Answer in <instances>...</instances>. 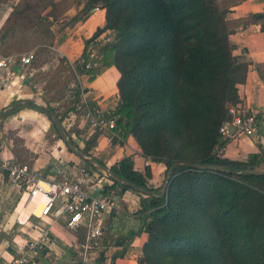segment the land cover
Instances as JSON below:
<instances>
[{
    "label": "trees",
    "instance_id": "obj_1",
    "mask_svg": "<svg viewBox=\"0 0 264 264\" xmlns=\"http://www.w3.org/2000/svg\"><path fill=\"white\" fill-rule=\"evenodd\" d=\"M25 4L14 6V17L34 12L31 27L50 31L52 14ZM97 6L106 10V23L86 40L84 57L101 34L110 30L113 36L83 70L93 79L111 65L118 68L120 136L132 135L145 157L166 166L159 187L148 185L150 167L136 170L132 156L108 168L113 183L124 181L147 195L140 210L147 233L140 263L264 264V146L246 160L216 150L227 142L220 141L219 129L239 100L248 68L233 53L228 10L219 0H85L73 19H85ZM18 25L14 21V33ZM9 32L1 26L0 52ZM76 96L70 110L82 108ZM43 99L52 101L46 94ZM24 107L52 115L31 99L14 101L5 115ZM61 137L71 147L74 139ZM95 140H84L80 152L74 141L72 152L107 168L92 151Z\"/></svg>",
    "mask_w": 264,
    "mask_h": 264
},
{
    "label": "crops",
    "instance_id": "obj_2",
    "mask_svg": "<svg viewBox=\"0 0 264 264\" xmlns=\"http://www.w3.org/2000/svg\"><path fill=\"white\" fill-rule=\"evenodd\" d=\"M18 3L19 0H0V26L5 23L13 4L16 6ZM219 4L228 10L227 20L232 29L230 42L233 53L240 62L248 65L245 80L238 84L239 99L244 100L254 110L260 111L264 108V18L260 19L256 16L264 13V0H219ZM70 13L66 12V17L55 21H59V24L61 22L63 27L58 30L59 37L52 47L56 50L60 60H66L77 74L82 75V80L89 88L87 102L113 112L120 98L117 86L120 77L118 68L111 65L93 79L88 78L83 70L86 59H96L101 46L112 39L113 32L110 30L104 32L88 45L87 55L84 57L86 40L106 23V10L99 7L85 19L77 21L73 19L77 13L69 17ZM65 19L69 23H65ZM31 76L32 72H28L20 59L15 57L14 61L0 67V158L15 157L11 143L4 140L7 119L10 118L13 122L14 119L19 122L24 121L29 111L33 109L24 107L7 115L5 113L13 107L16 100L42 98L39 96L38 83L32 81ZM75 117L80 118L78 127L84 128V133L77 134L76 140H81L83 143L84 140L92 139L93 136L85 137L86 126L80 115H75ZM94 136L96 140L92 151L106 164L107 168L100 166L95 168L90 186L94 192L99 193L105 190V187L111 188L110 186L114 184L111 192L115 206L105 213V228L101 246L88 264H96L97 261L99 264H141L139 260L143 254L147 233L142 231L144 221L140 210L142 200L147 195L127 185L124 181L113 183L108 168L124 157L132 156L136 170L145 172L146 168L150 167L151 176L147 177L148 185L159 187L164 182L166 166L162 162H155L145 157L139 143L132 135L115 138L113 142L108 141V133ZM62 140L58 141L59 155L66 152L65 148H62ZM259 144L264 146V117L260 119L254 135L229 139L222 154L231 159L246 160L250 153L260 151ZM69 153L76 166H80L84 160L87 162L76 152ZM56 157L57 160H53L51 155L49 159L44 158L42 167L48 170L66 167L63 160L59 156ZM79 160L81 162H77ZM32 166L39 169L36 162ZM97 171H101L103 175L100 176L96 173ZM74 172L76 171H65L61 177ZM25 198L26 194L19 186L6 177L0 176V264H16L15 260L25 251L26 242L37 238L43 230L49 232L52 241L48 246L39 250L29 264H83L77 248L78 243L84 238L83 232L70 230L62 220L55 222L52 216H32L30 220H27L26 216L32 212L40 215L45 203L37 202L30 210L29 205L24 212ZM19 217L24 223L17 221Z\"/></svg>",
    "mask_w": 264,
    "mask_h": 264
},
{
    "label": "built area",
    "instance_id": "obj_3",
    "mask_svg": "<svg viewBox=\"0 0 264 264\" xmlns=\"http://www.w3.org/2000/svg\"><path fill=\"white\" fill-rule=\"evenodd\" d=\"M99 7H95L94 10ZM34 58L33 52L26 53L21 56L20 62L24 66H30ZM12 61H14L12 56H4L0 53V67ZM85 65L90 68L93 65L92 60ZM83 76L85 77L84 74ZM77 78L79 83L74 86V89L71 88L70 93H74V97L79 93V107L83 108L81 118L86 126L85 137L108 133L109 142L120 138L119 115L114 111H107L102 107L89 104L87 102L89 88L82 80L81 74H77ZM262 117H264V108L256 111L244 100L239 99L228 107V118L223 121L219 129L221 138L223 141H228L231 138L254 135ZM216 150L222 154L224 146L216 147ZM0 176L6 177L25 192L23 211L38 193L46 197L41 214L36 215L32 212L27 216V220H30L32 216H52L55 222L62 220L70 230L83 232L84 238L78 243L77 248L83 264H88L92 256L100 249L105 228V213L115 206L112 192L106 193L102 190L96 193L91 188L93 174L89 168L81 166L71 175L48 178L41 175L28 162L11 157L0 158ZM41 182H46L48 188L45 189ZM17 221L24 223L20 217ZM51 241L49 232L43 230L37 238L26 242L25 251L15 260V263L29 264L39 250L48 246Z\"/></svg>",
    "mask_w": 264,
    "mask_h": 264
},
{
    "label": "rangeland",
    "instance_id": "obj_4",
    "mask_svg": "<svg viewBox=\"0 0 264 264\" xmlns=\"http://www.w3.org/2000/svg\"><path fill=\"white\" fill-rule=\"evenodd\" d=\"M26 1L35 3L31 5H35L36 11L44 10V13L52 14L53 20L55 18L51 24L52 29L50 28V31H48V27H42V25L40 27H31L32 23L30 19L34 16V12H30L29 18L14 17L13 4V8L9 11V16L5 23H3V26L10 32L2 45L0 53L4 56H12L17 59H20L26 53L33 52L35 54L33 62L30 66H26V69L28 72H32V81L38 83L39 96L43 98V95L46 94L52 101L49 103L42 98L31 100L52 110V115L48 116L45 112L33 109V111H29L27 119L24 121L19 122L17 119H14L13 122L10 118L7 119L8 123L6 124L7 128L4 140L7 143H11L15 158L32 165L36 162L39 167L38 172L41 175L51 178L55 176L61 177L65 171H78L81 166L89 168L94 175L95 168L83 158L84 161L80 163V166H76L73 161L74 159L70 157L69 152H72V148L77 150L74 141L79 146L78 152L84 147L81 140H76V135L83 134L84 128L78 127L80 118L75 117V115H80L81 117L83 109L78 107L79 109L70 110L72 106H76V102L78 101L76 99L77 96L75 95L74 97V93H70V90L71 88L74 89V86L79 83V79L74 68L66 60H60L56 50L52 47V44L59 37L58 30L63 27L61 22L59 24V21H55L64 16L66 17V12L68 11L71 12L68 16L73 17L75 12L78 13L84 6L85 0H55L56 4H48L52 0H19L16 6L24 8ZM16 20L19 25L17 32L14 33V21ZM33 20L36 21L37 19L33 17ZM66 22L69 23L67 19H65ZM51 39H53V43L50 41ZM61 136L69 140L73 138L74 141H70V147V145L68 146L62 140V148H65L66 152L59 155L57 148L58 141L62 139ZM50 155L53 160H57L55 156H57L56 158L59 156L66 167H59L54 170L42 167L44 158L49 159ZM37 159L38 161H36ZM96 173L100 174V176L103 175L101 171H97Z\"/></svg>",
    "mask_w": 264,
    "mask_h": 264
},
{
    "label": "bare ground",
    "instance_id": "obj_5",
    "mask_svg": "<svg viewBox=\"0 0 264 264\" xmlns=\"http://www.w3.org/2000/svg\"><path fill=\"white\" fill-rule=\"evenodd\" d=\"M41 184L43 185V187L45 188V189H47L48 188V184L46 183V182H41ZM43 194H41V193H38L33 199H34V201H33V199L29 202V204H28V206H29V210L30 209H32L36 204H37V202H40V204H43V203H45L46 202V197L44 196ZM24 212H25V210H24ZM27 212V211H26ZM26 214H28V212L26 213ZM25 215V214H24ZM24 217V216H23ZM27 217V216H26ZM23 221V220H22Z\"/></svg>",
    "mask_w": 264,
    "mask_h": 264
},
{
    "label": "water",
    "instance_id": "obj_6",
    "mask_svg": "<svg viewBox=\"0 0 264 264\" xmlns=\"http://www.w3.org/2000/svg\"><path fill=\"white\" fill-rule=\"evenodd\" d=\"M257 17L260 19L264 18V13L257 15ZM220 141H223V138H220Z\"/></svg>",
    "mask_w": 264,
    "mask_h": 264
}]
</instances>
